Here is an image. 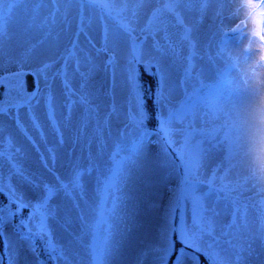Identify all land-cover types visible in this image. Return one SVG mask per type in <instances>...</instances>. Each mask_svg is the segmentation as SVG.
<instances>
[{
  "label": "rangeland",
  "instance_id": "rangeland-1",
  "mask_svg": "<svg viewBox=\"0 0 264 264\" xmlns=\"http://www.w3.org/2000/svg\"><path fill=\"white\" fill-rule=\"evenodd\" d=\"M263 30L264 0H0V264H264Z\"/></svg>",
  "mask_w": 264,
  "mask_h": 264
},
{
  "label": "flooded vegetation",
  "instance_id": "flooded-vegetation-1",
  "mask_svg": "<svg viewBox=\"0 0 264 264\" xmlns=\"http://www.w3.org/2000/svg\"><path fill=\"white\" fill-rule=\"evenodd\" d=\"M245 23L246 24V26H245V28L242 30V31H240L239 33H237L235 30H233V29H227V31L226 32H223V38L224 39H228L229 37H238V36H240V35H242L243 33H245L247 30H248V28H249V25L245 22V20H242L241 22H237L236 23V25L237 26H239L241 23ZM237 26H235V27H237ZM236 29V28H235ZM223 30H225V29H223ZM264 31V30H263ZM226 46V45H225ZM176 47H174V50L176 51V49H175ZM221 52H224V53H226V51L225 50H221ZM178 56L180 55L179 53L177 54ZM186 62V61H185ZM193 62H194V59H193ZM188 65V63H186V66ZM1 89L2 88H0V91H1ZM6 90V92H5V95H4V100H5V97H6V93H7V89H5ZM22 90H23V92H28L27 91V89H26V86H23L22 87ZM160 91V90H159ZM34 97L33 96H31L30 97V102H33L34 101ZM3 100V101H4ZM2 101V102H3ZM2 102H0V104L2 103ZM0 201H2L1 199H0ZM11 208H14L16 211H17V215L19 214V213H22L21 211L22 210H20V209H18L16 206L15 207H13V205L12 204H10L9 202L7 203V204H5V206H4V209L5 210H10ZM21 218V216H19L18 218H16L17 219V224H19V226H20V232L21 233H27V231L25 230V231H23L22 230V227H24V225L26 224L25 222H26V220H24V219H22L21 218V221H19V219ZM26 235H28V234H26Z\"/></svg>",
  "mask_w": 264,
  "mask_h": 264
},
{
  "label": "trees",
  "instance_id": "trees-1",
  "mask_svg": "<svg viewBox=\"0 0 264 264\" xmlns=\"http://www.w3.org/2000/svg\"><path fill=\"white\" fill-rule=\"evenodd\" d=\"M145 72H146L148 77L153 79V84H151V86H153V88L150 91V93H152V94L149 96L150 99H148L149 100V104H150V109H148V113L151 116V114L152 115L155 114V105H156L155 103L158 100V94H159L160 85H159V81H158V76L157 75L152 74V73H148L147 71H145ZM145 72H142V77L144 76ZM151 119H152V117H151ZM152 122H155V117L153 118ZM152 129H153V131H156V132H160L162 130L159 125L157 126V120H156L155 123H153ZM2 195L3 194H0V197ZM1 247H4V246H3V237L1 236V233H0V248ZM174 260H175V254L171 257L172 263H173ZM172 263L170 262V264H172Z\"/></svg>",
  "mask_w": 264,
  "mask_h": 264
},
{
  "label": "water",
  "instance_id": "water-1",
  "mask_svg": "<svg viewBox=\"0 0 264 264\" xmlns=\"http://www.w3.org/2000/svg\"><path fill=\"white\" fill-rule=\"evenodd\" d=\"M246 24L243 22L241 23L237 29L236 32H240L245 28ZM39 82H38V78L32 74V73H28L27 77H26V89L28 91V93H32L33 95H37L39 92ZM5 88H2L0 91V102H2L4 100V95H5Z\"/></svg>",
  "mask_w": 264,
  "mask_h": 264
},
{
  "label": "bare ground",
  "instance_id": "bare-ground-1",
  "mask_svg": "<svg viewBox=\"0 0 264 264\" xmlns=\"http://www.w3.org/2000/svg\"><path fill=\"white\" fill-rule=\"evenodd\" d=\"M72 11H74V7L71 8ZM65 163V160L63 161V164ZM61 165V164H60ZM60 167H63L62 165ZM21 247H23V254L26 256L27 255V252H28V247L26 245H22ZM189 264H192V263H189Z\"/></svg>",
  "mask_w": 264,
  "mask_h": 264
}]
</instances>
